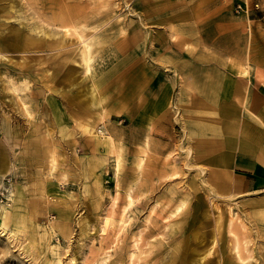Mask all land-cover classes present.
Here are the masks:
<instances>
[{"label":"rangeland","instance_id":"374dc122","mask_svg":"<svg viewBox=\"0 0 264 264\" xmlns=\"http://www.w3.org/2000/svg\"><path fill=\"white\" fill-rule=\"evenodd\" d=\"M61 13L86 34L105 32L91 46V73ZM17 32L44 43L20 51ZM168 39L177 71L160 61ZM0 46V207L18 200L17 222L0 228V264H128L136 238L147 251L135 264H264V144L245 123L259 125L241 94L228 99L236 117L199 106L205 81L235 80L251 86L264 117V0H0ZM12 78L29 82L28 118L7 89ZM92 89L108 146L86 130L100 111ZM51 124L53 168L29 147ZM59 209L63 230L52 223Z\"/></svg>","mask_w":264,"mask_h":264},{"label":"bare ground","instance_id":"6f19581e","mask_svg":"<svg viewBox=\"0 0 264 264\" xmlns=\"http://www.w3.org/2000/svg\"><path fill=\"white\" fill-rule=\"evenodd\" d=\"M59 18V26L64 28V35H73L75 37V39L77 40L78 43V50L77 53L78 56L80 57L81 63L85 69V71L87 73H91L92 72V61L95 57L94 53L91 51V46L95 43H97L101 36L105 33V32H100L96 26L93 28V30H91L90 32H88V34H86L84 32V24L83 23H79L77 21H71L70 19V15L67 18L64 17V14L61 13ZM71 21V22H70ZM65 22H70L68 25H64ZM82 27V28H81ZM109 33V32H108ZM45 35V34H44ZM16 48L17 49H21L20 51H29L31 47L34 46H38L41 43H44V39L45 36L41 37V36H35L33 33H29L28 35H24L21 32H17L16 35ZM168 42V47L166 48V50L162 51V56H161V60L163 63L164 61L166 62H171V65L168 64L164 65L166 66L167 69H165V71L170 68V69H174L175 70V66L176 65V58L173 55V53L171 52L170 49V40H167ZM166 42V41H165ZM2 44V43H1ZM248 44V43H247ZM43 45V44H42ZM58 45V44H57ZM161 45H165V43H161ZM173 45H176L175 43ZM247 46V45H245ZM49 47V46H48ZM4 47L0 46V58L1 57H6V53L5 50L3 49ZM54 50H59L62 47H57L55 48L54 46L51 47ZM250 48V47H249ZM249 48L247 46V50H246V58L248 59L249 57ZM53 55V54H52ZM58 55H63L61 53H54L53 56H58ZM245 55V52H244ZM180 56V55H178ZM23 57L22 60H25V55L22 54L21 58ZM160 57H158L157 59H159ZM245 58V57H244ZM245 58V59H246ZM27 59V58H26ZM183 59V58H182ZM244 59V60H245ZM64 60V59H63ZM250 60V59H249ZM22 63H26L25 61H20ZM62 63V62H61ZM64 64V61H63ZM122 64V63H121ZM166 64V63H165ZM250 69V63L249 61L246 63V65L243 67L242 72L248 73ZM214 83L211 82V80L205 81L204 82V87L209 86V90L210 94H212L213 96L215 94H217V92H215L214 87H213ZM29 87V82L26 80H23L21 83H18L17 81H15L13 78L9 79V84L7 86V89H9L11 91V96L12 99L15 100L17 106L20 108V111L23 113V115L30 117L32 112H31V105L29 102H27L25 100V98H27V94L26 93H21L22 91H25V89ZM52 89V87H50ZM212 91V92H211ZM250 91L249 85L245 84V85H235L229 89L224 90L222 93L225 95L227 94H233L235 95H239L241 94V104H242V108L245 111V115L249 116L251 119L255 120V122H257V124L259 125V128L257 126H254L253 124H251L250 122H247V126H248V130H252L251 135L252 138L255 141H259V139H261L262 137H264V117H262L255 109L252 105H250L247 101V96L248 93ZM91 93L93 95V107L94 108H99V114L97 115V117L94 120V123L90 124L89 126H87L86 130L89 134H91V136L96 140L97 143H103L105 146H108L110 144H112V137L110 135V130L105 126V116H104V107H103V97L102 96H97L95 91L92 89ZM164 94V93H163ZM208 94V93H207ZM208 96H210L208 94ZM161 98V96H160ZM51 103V109L54 115V118L56 120V122L58 123L59 126V130L61 131H65L66 130V126L64 124H60L62 122V114L61 111L59 109V107L56 106L57 103L53 102L52 100H50ZM223 110L225 112H227V110L231 111L232 109L226 108L224 107ZM222 110V112H223ZM254 128L255 130H258L257 133H254ZM53 133H54V128H53V124L51 125H47L46 126V133L43 134V138H39L36 139L35 141H31L29 143V147L32 149H38V150H45L46 151V157H47V165L49 168H53L55 167V165L58 163V160L56 159V156L54 154V151L56 149V147L58 146V142L53 140ZM62 133V132H61ZM63 134V133H62ZM65 134V133H64ZM40 135V134H39ZM147 142H149L147 139H145V143L147 144ZM104 146V147H105ZM146 146V145H145ZM59 154V153H57ZM58 158V157H57ZM143 161V156H140L139 158V165L142 164ZM115 169L116 172H118L119 168H120V159L119 157L115 158ZM220 187V186H219ZM213 195H215V193H213ZM19 199V197H18ZM132 200V197L129 195L128 201L130 202ZM18 200L16 198H14V205L12 204H3L0 207V228L6 227L10 222H12V224H15L17 222V214H16V208L18 205H16V202ZM183 206L182 205H178L175 210L173 211V214H178L179 212H181ZM30 221L33 224H36L35 221H32L30 219ZM67 221V213H65L64 211H62L61 209L58 210V217L56 218V220H54L53 226H55L57 229L59 230H63L64 227H66L68 225ZM126 217L123 216L121 218V226L123 227L126 224ZM52 228V227H51ZM50 228V229H51ZM15 229V228H14ZM47 229V228H46ZM55 231V230H54ZM51 232V230H50ZM53 233V231H52ZM140 235V234H139ZM138 238H136L134 240V247H136V250H132L129 254H128V259L129 262L128 264H135V262L140 258V254L142 252H146L147 249H144L141 251V247L139 246L138 243ZM152 246H155V242H151ZM153 246V247H154Z\"/></svg>","mask_w":264,"mask_h":264},{"label":"crops","instance_id":"0c3cea01","mask_svg":"<svg viewBox=\"0 0 264 264\" xmlns=\"http://www.w3.org/2000/svg\"><path fill=\"white\" fill-rule=\"evenodd\" d=\"M243 69V68H242ZM175 70L177 71V67H175ZM241 72H242V70H241ZM243 73V72H242ZM244 74V73H243ZM213 75H215L214 73H213ZM216 77L217 78H220L219 77V75H217L216 74ZM211 82L212 83H214V85H213V87H214V89L213 90H215V92H217V94H215L214 96L212 95V94H210V91H208L209 90V86H206V87H204V86H201L202 87V89L204 90V98H203V100H201L200 101V104H199V106L200 107H204V108H206V109H204V110H202V112H205V113H207L208 111L209 112H211V113H216L217 112V109H216V107L214 106H212V105H216V104H218V110L220 111V113H221V115H228V116H231V117H236L237 115H238V112H237V108L235 107V106H233V105H231V103L229 102V100L228 99H230V97L229 96H234L232 93L229 95V94H223L222 92L224 91V90H226V89H229V88H231V87H233V86H235V85H237V84H239L240 86L242 85V83H240V81H235V80H233V83H232V86L230 85L231 84V82H228L227 83V86L225 87V89H220V87L218 86V81L217 80H211ZM249 85V84H248ZM249 88H250V91H251V86L249 85ZM249 91V92H250ZM212 92V91H211ZM210 95V96H208V94ZM249 94V93H248ZM240 95V94H239ZM251 97H249L248 98V96H247V101H248V103L250 104V105H252L253 107H254V109L262 116V114H261V111H258L257 110V108H256V106L253 104V101H252V99H250ZM204 101H206V102H204ZM208 103H210L209 105H207ZM191 105L189 104L188 105V107H190ZM209 106H211V107H209ZM224 107H226V108H231L232 110L231 111H229V110H227V112H225L224 110H223V108ZM238 107V106H237ZM222 110H223V112H222ZM244 110V109H243ZM244 113H245V111H244ZM263 117V116H262ZM224 123H225V121H224ZM235 122L232 124V126H235ZM197 128L198 129H202V127H201V124H198L197 125ZM245 128L248 130V126H247V124L245 123ZM206 138H204L203 140H201V145L202 144H204L205 145V143H206ZM258 142H260V144L262 145V144H264V137H262L261 139H259V141ZM200 149H202V150H204L201 146H200ZM243 161V164L245 163V161L244 160H242ZM221 187H219V189H220Z\"/></svg>","mask_w":264,"mask_h":264}]
</instances>
